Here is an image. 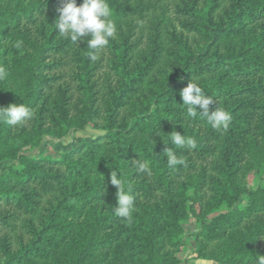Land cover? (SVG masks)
<instances>
[{
	"label": "trees",
	"instance_id": "trees-1",
	"mask_svg": "<svg viewBox=\"0 0 264 264\" xmlns=\"http://www.w3.org/2000/svg\"><path fill=\"white\" fill-rule=\"evenodd\" d=\"M61 2L0 0V55L18 74L12 87L0 81V106L33 113L16 126L0 121V264L57 251L68 212L85 220L53 264H184L176 253L189 216L195 258L255 264L264 187L244 177L264 172V0H107L116 34L95 61L86 38L74 44L56 30ZM191 79L213 96L211 109L230 112L227 131L186 116L179 93ZM87 127L100 133L57 158L26 153ZM172 131L194 146H172ZM171 147L183 161L174 168ZM91 166L102 181L65 184ZM112 171L133 189L131 222L114 214ZM242 196L243 209L221 210ZM80 202L96 207L86 216Z\"/></svg>",
	"mask_w": 264,
	"mask_h": 264
},
{
	"label": "clouds",
	"instance_id": "clouds-1",
	"mask_svg": "<svg viewBox=\"0 0 264 264\" xmlns=\"http://www.w3.org/2000/svg\"><path fill=\"white\" fill-rule=\"evenodd\" d=\"M56 11L58 16L54 23L59 35L74 44L78 40L86 38L87 48L93 50V54L90 55V59L93 61L97 59L94 54L95 50L106 47L116 34V25L111 18L113 11L107 0H82L79 5L77 0H62ZM21 43L17 42L15 47L19 49ZM8 76L7 67L0 64V81L6 80ZM179 95L182 98L180 105L186 109L187 117L206 118L212 128L227 131L232 120L230 112L220 106L211 109L210 106L214 103L213 96L207 95L197 82L191 79L187 86L180 90ZM32 116V111L24 103L0 106V121L10 126L20 125L31 119ZM73 134L77 139H90L92 136L90 129L74 130ZM169 142L178 148L194 146V141L191 138L178 131L169 133ZM164 155L167 157V165L170 168L183 163L172 147L165 148ZM134 162L138 172L151 174L150 162L140 161V159L134 160ZM110 182L117 189V205L114 207V214L131 222L135 210L131 185L121 177L119 172L114 171L111 172ZM255 264H264V255L258 254L255 257Z\"/></svg>",
	"mask_w": 264,
	"mask_h": 264
},
{
	"label": "rangeland",
	"instance_id": "rangeland-1",
	"mask_svg": "<svg viewBox=\"0 0 264 264\" xmlns=\"http://www.w3.org/2000/svg\"><path fill=\"white\" fill-rule=\"evenodd\" d=\"M153 15H149L148 18L151 19ZM1 44V43H0ZM224 44V43H222ZM5 58L0 55V64L5 62ZM9 72V76L6 80H4V84L7 87H12L16 83V79L18 78L17 70L15 68L10 67L9 65H5ZM86 129H90L92 132L91 138L95 135L100 133L98 130L87 127ZM90 138V139H91ZM81 140H89V139H77L74 134H69L68 136L64 137L63 139L56 140V139H49L44 138L41 143L36 147H29L26 150L28 155H38V156H45L49 155L52 158H57L61 153L66 152L73 147L77 146V144ZM95 181H102V176L100 175V170H97L94 167H90L87 172L83 173L79 178L66 180L65 184L67 185H80L82 183L85 184H92ZM244 182L247 188L255 189L257 187H264V172H261L258 169H251L249 170L244 177ZM107 186V182H105ZM92 200V199H91ZM93 202V201H92ZM75 204V203H74ZM247 204V198L242 196L237 202L232 204L230 208L225 206L221 207V210L225 211L227 209L230 210H241ZM77 208L83 211V213L88 216L90 213V209L95 208V205L92 203H78L75 204ZM99 208V207H97ZM64 221L68 223L69 230L66 232L65 236L54 235L55 239L59 240V249L57 251L54 250H47L48 254L47 257L39 258L38 256H31L28 262L20 263V264H53V259L61 258V250H65L67 245L70 242V239L78 234V228L82 227L85 218H75L72 213L68 212L67 214H63ZM184 229V240L186 244L182 246L179 251L176 253V257L180 260H186L184 264H217L214 260L211 259H197L195 258V253L193 251L194 242L192 241V237L190 234L196 231V223L192 217H188L182 224Z\"/></svg>",
	"mask_w": 264,
	"mask_h": 264
}]
</instances>
